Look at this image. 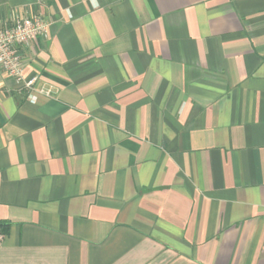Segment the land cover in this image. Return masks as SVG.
Masks as SVG:
<instances>
[{
    "label": "crops",
    "instance_id": "0c3cea01",
    "mask_svg": "<svg viewBox=\"0 0 264 264\" xmlns=\"http://www.w3.org/2000/svg\"><path fill=\"white\" fill-rule=\"evenodd\" d=\"M40 17L0 70V264H264V0H0Z\"/></svg>",
    "mask_w": 264,
    "mask_h": 264
},
{
    "label": "built area",
    "instance_id": "2783aa9c",
    "mask_svg": "<svg viewBox=\"0 0 264 264\" xmlns=\"http://www.w3.org/2000/svg\"><path fill=\"white\" fill-rule=\"evenodd\" d=\"M46 33V23L35 16L16 20L12 25L0 29V70L26 92V100L31 104L36 103L39 95L51 97L53 91L40 84L36 76H24L22 51L37 38L45 37Z\"/></svg>",
    "mask_w": 264,
    "mask_h": 264
},
{
    "label": "trees",
    "instance_id": "16d2710c",
    "mask_svg": "<svg viewBox=\"0 0 264 264\" xmlns=\"http://www.w3.org/2000/svg\"><path fill=\"white\" fill-rule=\"evenodd\" d=\"M3 226V224H0V227H2ZM1 230V229H0Z\"/></svg>",
    "mask_w": 264,
    "mask_h": 264
}]
</instances>
